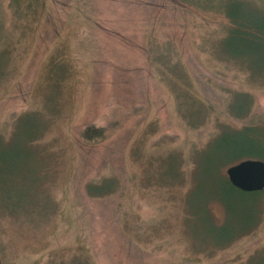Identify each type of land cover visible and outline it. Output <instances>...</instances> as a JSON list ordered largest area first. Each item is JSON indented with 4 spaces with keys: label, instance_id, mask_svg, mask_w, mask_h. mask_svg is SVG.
I'll list each match as a JSON object with an SVG mask.
<instances>
[{
    "label": "rangeland",
    "instance_id": "1",
    "mask_svg": "<svg viewBox=\"0 0 264 264\" xmlns=\"http://www.w3.org/2000/svg\"><path fill=\"white\" fill-rule=\"evenodd\" d=\"M241 27L264 0H0L1 264H264V190L226 182L264 161Z\"/></svg>",
    "mask_w": 264,
    "mask_h": 264
},
{
    "label": "water",
    "instance_id": "2",
    "mask_svg": "<svg viewBox=\"0 0 264 264\" xmlns=\"http://www.w3.org/2000/svg\"><path fill=\"white\" fill-rule=\"evenodd\" d=\"M229 183L242 191L264 189V161L244 158L226 168ZM1 264V259H0Z\"/></svg>",
    "mask_w": 264,
    "mask_h": 264
},
{
    "label": "trees",
    "instance_id": "3",
    "mask_svg": "<svg viewBox=\"0 0 264 264\" xmlns=\"http://www.w3.org/2000/svg\"><path fill=\"white\" fill-rule=\"evenodd\" d=\"M180 1L185 2L187 0H180ZM249 30H250L249 28H243L242 29V27H241L240 29L234 30V35H238L239 37H245V35L249 34V36L252 38L253 42H257L258 40H264V30H259L256 32L252 31V30L249 31ZM234 58H238V57H234ZM250 70H252L254 73L257 72L251 68H250ZM236 130L242 131V130H246V129L243 128V129H236ZM106 131H107V128H105L104 126H95L93 124H86L83 128H81L78 131V134H79V137L82 139V141H84L86 143H90V142H93L97 139L105 138L107 135ZM247 131H248V129H247ZM226 180H227L226 182L228 183L229 188L243 192V191L235 188L234 186H232L229 183L228 179H226ZM259 192H261V191H254L251 193H259Z\"/></svg>",
    "mask_w": 264,
    "mask_h": 264
}]
</instances>
